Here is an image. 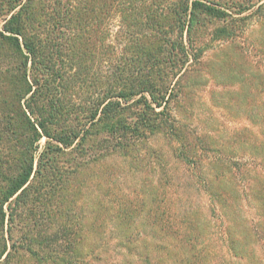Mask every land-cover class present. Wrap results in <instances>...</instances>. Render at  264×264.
<instances>
[{
    "label": "trees",
    "instance_id": "obj_1",
    "mask_svg": "<svg viewBox=\"0 0 264 264\" xmlns=\"http://www.w3.org/2000/svg\"><path fill=\"white\" fill-rule=\"evenodd\" d=\"M217 64L241 141L181 115ZM157 133L214 217L179 211ZM111 156L146 172L137 188L103 168L108 199L80 193ZM263 250L264 0H0V264H264Z\"/></svg>",
    "mask_w": 264,
    "mask_h": 264
},
{
    "label": "rangeland",
    "instance_id": "obj_2",
    "mask_svg": "<svg viewBox=\"0 0 264 264\" xmlns=\"http://www.w3.org/2000/svg\"><path fill=\"white\" fill-rule=\"evenodd\" d=\"M247 21V20H246ZM219 25V23L215 22L212 27ZM231 47V46H230ZM231 50V49H230ZM230 50H227L225 53L228 55L230 54ZM213 55V52L211 53ZM222 64H225L222 59ZM217 68H219V71L215 72L214 77L210 76L207 79L202 80V84L198 87L197 91V97H191L190 100L195 99V105H194V114L193 117L189 118L187 114H181L184 118H186V122H189L193 126L198 127L197 132L198 133H208L210 136L217 141H230L228 137L232 135L234 131L237 130V132L240 134L239 140L243 139V131L241 128L248 125V121L245 119V116L242 111H240L239 108L237 110H231L230 108L222 106L221 103H217V98L219 93H223L224 91L219 89V87H215L216 84H218L216 81L217 74L220 72H223L224 69H220L219 65H216ZM232 86L236 87V89L239 92H242L240 88L242 87L237 81L234 82ZM211 88V90H210ZM214 93V94H213ZM216 93V94H215ZM219 99V98H218ZM199 102V104H198ZM200 102L203 104L201 105ZM189 103V101H188ZM191 104V103H190ZM193 105V104H192ZM186 107V106H185ZM204 131V132H203ZM116 141L111 138H96L92 139L90 138V141ZM209 140V139H208ZM147 141H151V144L153 146H158L162 149V152L170 159V172L174 176L175 182L180 187V190H182L186 195L187 199L183 201L179 205V211L183 209L186 205L193 204L194 206H198L202 209L204 216L206 218L210 216L214 217V215L209 211L206 198L205 196H202L201 192L197 188V185L193 182V180L189 177L188 172L186 170H183V166L180 164H177L173 162L170 158V150L168 145V139H166V136L163 134L157 133L156 135L150 137ZM41 143H43V140H41ZM102 145H106L102 142ZM238 156V155H237ZM131 158H123L121 156H111L104 159V162L95 168V171L97 175L93 177L92 175H89L88 177V171L82 172L80 174V182H81V189L80 193H86L89 191L93 192V195L98 194L102 197V199H108V195L105 196L104 189L106 188L104 184L102 183L99 187L95 185L98 180L102 179L100 169L106 171L107 173H113L114 174V182L109 187L114 186V190L119 189L123 193L130 194L132 185L137 188V186L134 184V176L136 177H145L144 171L141 169L132 170L131 168ZM91 173H94V169H92ZM90 174V173H89ZM157 175V173H156ZM113 191V190H110ZM110 195V194H109ZM193 202V203H192ZM250 213H253L254 210L249 211ZM210 243H208V247H216L217 246V240L215 239V233L212 232L209 236ZM212 241V242H211ZM216 243V244H215ZM115 248V247H113ZM223 249L221 248L222 251ZM218 251V252H219ZM257 251L260 253L262 250L259 246H257ZM109 254H114V250H112V247L108 250ZM264 253V250H263ZM215 260H211L209 264H215Z\"/></svg>",
    "mask_w": 264,
    "mask_h": 264
}]
</instances>
